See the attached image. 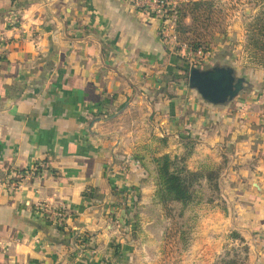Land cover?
Here are the masks:
<instances>
[{
  "label": "crops",
  "instance_id": "0c3cea01",
  "mask_svg": "<svg viewBox=\"0 0 264 264\" xmlns=\"http://www.w3.org/2000/svg\"><path fill=\"white\" fill-rule=\"evenodd\" d=\"M183 68L129 0H0V179L22 174L0 187V264H137L130 216L154 208L150 161L163 154L193 171L227 160L223 210L193 229L197 261L235 232L245 264H264V70L257 95L212 105ZM38 203L70 212L53 224Z\"/></svg>",
  "mask_w": 264,
  "mask_h": 264
},
{
  "label": "rangeland",
  "instance_id": "374dc122",
  "mask_svg": "<svg viewBox=\"0 0 264 264\" xmlns=\"http://www.w3.org/2000/svg\"><path fill=\"white\" fill-rule=\"evenodd\" d=\"M212 1L222 8V13L217 18L213 17L212 21H207L206 26L201 29L203 38L200 48L203 50V57L195 64L177 55L184 64L181 71L184 84H188V73L191 66L202 70L214 66L230 67L233 69L235 77L244 79L245 88L233 100L243 99L242 95L245 96L251 92L257 95V92L259 93L256 88V81L259 79L257 72L264 69L259 67L245 50V44L246 25L257 14L259 7L252 3V0ZM153 157H158V155ZM179 158L184 159L182 162L187 167L186 156ZM152 159L150 163L153 168L150 170L149 179L154 186L152 204L154 208L148 209V211L141 209L140 211L137 206L133 216H130L131 220L135 217L133 229L136 232L132 233V236L130 234L137 245L134 253L135 262L137 264H245L248 251L235 232L230 237L233 240L231 248L217 254L211 261L206 258L197 261L198 257L191 250L194 238L193 229L199 227V221L201 222L203 216L213 209L212 206L215 203L220 207V210H223L219 178L227 160L221 159V162L210 170L215 176H213L212 185L202 181L199 186L195 187V195L191 203L181 205L168 202L166 205H162L158 196V184ZM159 212L162 222L160 223L157 219L151 227V231L147 229V225L143 221L138 223L145 214L154 217ZM149 233L155 235L147 241ZM129 243H131V238Z\"/></svg>",
  "mask_w": 264,
  "mask_h": 264
},
{
  "label": "trees",
  "instance_id": "16d2710c",
  "mask_svg": "<svg viewBox=\"0 0 264 264\" xmlns=\"http://www.w3.org/2000/svg\"><path fill=\"white\" fill-rule=\"evenodd\" d=\"M251 2L258 6L259 10L246 25L245 50L255 63L264 69V0ZM176 12L178 15L176 31L179 40L196 49L202 46V27L206 26L207 21H212L213 17L217 18L222 13V8H219V5L212 0H196L180 5ZM187 18L191 20L190 25L184 23ZM183 158L163 154L152 159L158 184V196L162 205L168 202L181 205L191 203L194 199L195 187L202 181L211 184L213 180L214 174L210 171L212 169L191 171L183 164Z\"/></svg>",
  "mask_w": 264,
  "mask_h": 264
},
{
  "label": "built area",
  "instance_id": "2783aa9c",
  "mask_svg": "<svg viewBox=\"0 0 264 264\" xmlns=\"http://www.w3.org/2000/svg\"><path fill=\"white\" fill-rule=\"evenodd\" d=\"M192 0H129L131 5L142 13L159 21V38L161 42L173 51V53L186 58L190 63H198L204 53L201 48H192L186 42L179 40L176 26L178 15L176 9ZM22 174L17 172L7 173L0 179V187H7L11 191L21 187ZM36 210L47 221L53 224L63 223L69 215V208L65 204L55 206L38 203Z\"/></svg>",
  "mask_w": 264,
  "mask_h": 264
},
{
  "label": "water",
  "instance_id": "95a60500",
  "mask_svg": "<svg viewBox=\"0 0 264 264\" xmlns=\"http://www.w3.org/2000/svg\"><path fill=\"white\" fill-rule=\"evenodd\" d=\"M244 79L235 77L230 67L214 66L199 69L191 66L188 73V87L212 105H223L236 98L244 88Z\"/></svg>",
  "mask_w": 264,
  "mask_h": 264
}]
</instances>
